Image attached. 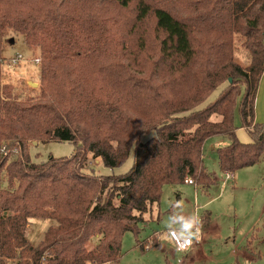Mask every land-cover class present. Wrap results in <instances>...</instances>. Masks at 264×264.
I'll use <instances>...</instances> for the list:
<instances>
[{
	"label": "trees",
	"instance_id": "obj_1",
	"mask_svg": "<svg viewBox=\"0 0 264 264\" xmlns=\"http://www.w3.org/2000/svg\"><path fill=\"white\" fill-rule=\"evenodd\" d=\"M3 32L38 48L42 68L36 99L15 101L0 87V264H118L125 234L139 241L166 186L216 184L207 141H230L217 150L223 174L264 163L255 116L264 0H0V77ZM238 108L248 144L237 138ZM35 141L76 152L34 164ZM132 149L124 175L85 172L89 151L114 169ZM40 218L58 226L33 246L26 230Z\"/></svg>",
	"mask_w": 264,
	"mask_h": 264
},
{
	"label": "rangeland",
	"instance_id": "obj_2",
	"mask_svg": "<svg viewBox=\"0 0 264 264\" xmlns=\"http://www.w3.org/2000/svg\"><path fill=\"white\" fill-rule=\"evenodd\" d=\"M1 36L3 49L0 87H7V93L15 101L36 99L39 91L33 90H39L41 85L40 50L27 44L22 36L4 32ZM234 53L237 63L245 67L248 64V54L239 37L235 38ZM18 54L23 56V60L14 65L12 59ZM38 59L40 63L37 62ZM225 86L216 90L205 105L215 100ZM239 103L240 101L238 105ZM235 122L239 128L238 140L248 142L251 137L241 128L239 108ZM155 136V132L145 134L141 137V142ZM214 139L216 138L209 140L210 143ZM220 140H223L222 144H226L219 146L216 151L230 142L226 138ZM210 143H206L204 161L207 170L215 176L216 184L205 192L185 184L166 186L160 203L146 215V222L140 224L139 241L134 233L125 234L118 264H180L182 261L184 264H264V165L240 170L233 175V180L225 183L226 175L221 173L217 152L212 151ZM37 144V141L30 143L34 164L50 160L49 156H54V159L71 158L76 152L74 143L48 142L40 143L38 147ZM134 159L135 151L132 149L128 160L122 166L112 169L105 167L94 151H89L85 172L98 176L124 175L133 167ZM4 187L7 189V184ZM196 207L200 209L198 213L202 223L206 222L207 225L203 230L208 227L212 230H205L207 234L204 235L202 244L193 245L189 252H179L174 246H169V229L172 227L173 216L180 210L185 214H194ZM53 224L58 225L53 219H30L26 230V233L28 229L32 230L30 242L40 244ZM155 233L161 235V245L159 235ZM189 236L195 239L198 233H190ZM21 262L20 257H17L6 264Z\"/></svg>",
	"mask_w": 264,
	"mask_h": 264
},
{
	"label": "crops",
	"instance_id": "obj_3",
	"mask_svg": "<svg viewBox=\"0 0 264 264\" xmlns=\"http://www.w3.org/2000/svg\"><path fill=\"white\" fill-rule=\"evenodd\" d=\"M255 116H256V123L257 124H263L264 123V74H263L262 79L260 81V86H259L257 97H256ZM217 140H220V138L214 139V141H211V143H210V141L207 142V143H210V146L212 147L211 148L212 151H216V149L219 146H222V145L226 144V143L222 144L223 140H220V141H217ZM244 141H247V140H244ZM251 142H252V139L250 138V140L248 142H244V143L248 144V143H251ZM229 144H230V142H229ZM39 145H40V143L37 144V147ZM54 158H55L54 156H49L48 159L51 160V159H54ZM205 158H206V149L204 150V160H205ZM261 165H264V163H262V164H260L258 166H261ZM185 185L192 186V185H189L187 183H185ZM192 187H194V189L202 191L201 189H199L198 186L197 187L192 186ZM202 192H205V191H202ZM196 195H197V193H196ZM199 210H200L199 207H196L194 209V214H185L184 212H181V210H180L176 216H173V223H172V227L169 229V236H170V232L171 231L177 232L180 236H189L190 233H198L197 237H199L201 239V243L200 244H202L204 235L207 234V232L205 230L209 229V227L203 230V228L206 227L207 225H206V222L202 223V221L200 219V216H199V213H198ZM56 226H58V225L53 224L51 227H56ZM211 230L212 229H209L208 232H210ZM31 233H32V230L28 229V231L26 233V237H27V240L29 241V243H31L30 240H29V237H30ZM155 234L159 235V244L161 245V243H162L161 235L159 233H155ZM169 240H170L169 241L170 242L169 246L172 248L174 246V243H173V241H172V239L170 237H169ZM32 245L33 246H37V245H34V244H32ZM197 245H199V244H197ZM187 252H189V251H187Z\"/></svg>",
	"mask_w": 264,
	"mask_h": 264
},
{
	"label": "built area",
	"instance_id": "obj_4",
	"mask_svg": "<svg viewBox=\"0 0 264 264\" xmlns=\"http://www.w3.org/2000/svg\"><path fill=\"white\" fill-rule=\"evenodd\" d=\"M22 60H23V56L21 54H18L12 59V63L15 65ZM37 62L40 63V59H38ZM225 175H226L224 180L225 183L233 180V174L226 173ZM186 183L197 187V184L192 179H188ZM169 237L172 239L174 243V248L180 252H187L193 245L201 243V239L199 237L193 239L190 236H180L175 231H171Z\"/></svg>",
	"mask_w": 264,
	"mask_h": 264
},
{
	"label": "water",
	"instance_id": "obj_5",
	"mask_svg": "<svg viewBox=\"0 0 264 264\" xmlns=\"http://www.w3.org/2000/svg\"><path fill=\"white\" fill-rule=\"evenodd\" d=\"M30 85H33V86H35V87H37L38 85H36V84H33V83H30ZM36 144V143H35Z\"/></svg>",
	"mask_w": 264,
	"mask_h": 264
}]
</instances>
